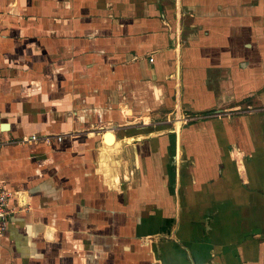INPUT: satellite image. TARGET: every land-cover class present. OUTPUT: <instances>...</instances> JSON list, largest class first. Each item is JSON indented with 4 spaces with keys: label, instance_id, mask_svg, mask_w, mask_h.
Wrapping results in <instances>:
<instances>
[{
    "label": "crops",
    "instance_id": "0c3cea01",
    "mask_svg": "<svg viewBox=\"0 0 264 264\" xmlns=\"http://www.w3.org/2000/svg\"><path fill=\"white\" fill-rule=\"evenodd\" d=\"M0 143V264H264V0H0Z\"/></svg>",
    "mask_w": 264,
    "mask_h": 264
},
{
    "label": "built area",
    "instance_id": "2783aa9c",
    "mask_svg": "<svg viewBox=\"0 0 264 264\" xmlns=\"http://www.w3.org/2000/svg\"><path fill=\"white\" fill-rule=\"evenodd\" d=\"M152 61L153 60L150 59V62ZM38 140L39 138L33 135L27 140V142L33 143ZM56 141L61 142V138L58 137ZM18 198V192L16 190L5 189L0 186V233L6 231L9 219L15 215V210L12 208V204L18 202Z\"/></svg>",
    "mask_w": 264,
    "mask_h": 264
},
{
    "label": "bare ground",
    "instance_id": "6f19581e",
    "mask_svg": "<svg viewBox=\"0 0 264 264\" xmlns=\"http://www.w3.org/2000/svg\"><path fill=\"white\" fill-rule=\"evenodd\" d=\"M177 128V127H176Z\"/></svg>",
    "mask_w": 264,
    "mask_h": 264
}]
</instances>
